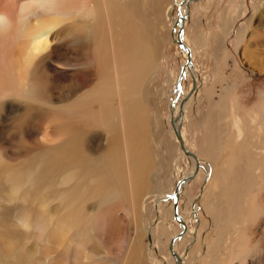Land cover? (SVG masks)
Wrapping results in <instances>:
<instances>
[{
	"label": "bare ground",
	"instance_id": "6f19581e",
	"mask_svg": "<svg viewBox=\"0 0 264 264\" xmlns=\"http://www.w3.org/2000/svg\"><path fill=\"white\" fill-rule=\"evenodd\" d=\"M192 1L179 2L177 15H181L177 22V17L170 16L175 21L174 42L176 25L181 26L179 36L183 39V14ZM139 3L140 0H0V100H12L9 113L18 115L21 121L17 125L23 131L12 152L0 147V264L146 263L143 228L138 225L136 237L123 244L121 233L116 235L115 227L120 222L114 212L124 204L135 217L142 208L146 211L145 199L154 194L148 183L157 163L151 140L153 117L139 89L145 90L146 78L160 57L161 38L151 39L152 30L144 21ZM171 9L170 5L168 16ZM69 38H76L74 50L52 43ZM215 40L218 53L222 42L218 37ZM183 44L178 46L189 54L183 71L189 73L192 86L180 105L172 107L171 118L180 108L175 124L179 122L182 147L175 133L174 140L177 150L192 162V168L170 194L175 199L174 213L171 212L184 224L179 223V238L186 231V223L177 203L185 185H201L202 161L212 164L210 175H206L209 179L199 192L200 203L216 224L222 213H217L214 199L226 187L227 176L247 174L249 167L257 169V160L252 166L242 162L232 168V160L227 158L224 162L228 161V167H221L220 154L224 151L218 144L223 145L224 140L216 142L222 130L212 126V120L206 127V140L197 143L187 138L182 127L184 110L200 80L193 51ZM73 55L79 63L77 73L83 91L69 104L52 108L43 96L48 81L44 72L71 66ZM39 110L40 114H34L31 121L41 137L37 143L29 144L23 140V135L30 137L31 121L26 118ZM236 131L234 137H240L241 127L237 125ZM101 141L107 149L95 154ZM184 148L194 156L187 155ZM191 190L194 203L196 194ZM175 237L171 239L173 251L179 239ZM113 246L121 251L114 256ZM175 253L184 264L183 255Z\"/></svg>",
	"mask_w": 264,
	"mask_h": 264
},
{
	"label": "rangeland",
	"instance_id": "374dc122",
	"mask_svg": "<svg viewBox=\"0 0 264 264\" xmlns=\"http://www.w3.org/2000/svg\"><path fill=\"white\" fill-rule=\"evenodd\" d=\"M185 1L162 0L161 4L156 3L158 6H154L155 0H140L138 5L144 14L145 23L149 22L151 39L161 38L160 57L156 59L146 78L145 90L139 89L143 92L142 101L151 112L150 118L153 117L151 140L156 155L153 153V159L157 163L154 166L156 169L148 177V183L149 190L154 194L145 199L146 211L142 208L135 217L131 210L123 207L124 204H121L120 210L117 209L118 213L114 212L120 218V225L115 227V231L116 235L121 233V239L125 241L121 243L126 244L136 237L138 225L143 228L145 264H176L168 246L169 240L174 236L175 239L179 238L181 225L172 214L174 198L170 194L174 192L177 182L187 176L192 168L190 159L177 150L170 124L172 107L180 105L181 99L192 86V79L186 70L180 75L181 67L186 65V53L172 40L175 21L181 15H177L180 13L177 12L178 4ZM189 4L183 14L185 20L181 31L182 41L193 51V63L200 82L186 104L183 130L189 139L200 142L201 134L205 133L201 124H204L208 116L214 120L220 115V120L211 124L222 130L219 131L222 141L229 138L228 145L230 141L233 142L230 145L232 147L225 142L220 144L222 151L227 153L242 138L241 154L237 153L235 156L233 149L230 155L222 152L221 167L227 168L230 159L232 168L235 167L234 164L240 165L242 162L252 166L257 160V169L248 166L252 171L247 170V174L227 176L226 187H220L221 193L214 199L217 213H222L216 224L200 203L202 197L199 192L209 179L206 177L204 180V176L210 175L212 164L202 163L200 167L204 178L201 179V185H185L177 203V210L186 223V231L175 243L174 251L183 255L184 264H264V0H194ZM170 5L172 9L168 16L166 12ZM171 14L172 17H177L174 22ZM216 37L222 42L218 53L215 51ZM72 39L52 40V43L74 50L76 38ZM71 58L72 67L67 65L59 70L52 67L54 71L44 72L48 81L43 96L52 108H57L62 103L69 104L83 91L77 73L79 63L75 55ZM0 103V147L12 152L22 136L23 131L17 125L21 120L17 119L18 115L9 113L11 99L3 98ZM40 112L41 110L34 112L26 120L31 121L34 114L36 117ZM224 113H227L226 117H223ZM251 113L258 117L251 119L250 124ZM237 125L241 127V137H234ZM225 127L228 129L223 130ZM39 137L41 136L35 125L33 129L31 121L30 137L23 135V140L35 144ZM106 149L107 146L101 141L96 146L95 154L105 152ZM225 155L229 156L227 164L223 159ZM229 182H232L231 185H228ZM190 188L192 194H196L195 204L189 194ZM212 227L215 234L212 233ZM208 243L211 244L210 247ZM118 250L113 246L111 254L117 255L121 252Z\"/></svg>",
	"mask_w": 264,
	"mask_h": 264
},
{
	"label": "crops",
	"instance_id": "0c3cea01",
	"mask_svg": "<svg viewBox=\"0 0 264 264\" xmlns=\"http://www.w3.org/2000/svg\"><path fill=\"white\" fill-rule=\"evenodd\" d=\"M156 2H157V4L158 3H161V0L159 1V0H155ZM158 6V5H157ZM155 8V7H154ZM149 23V22H148ZM169 40H170V35H169ZM217 104H214V106H216ZM218 112V111H217ZM218 114V113H217ZM216 114V115H217ZM225 115H223V117H226L227 116V113H224ZM219 115V114H218ZM255 117H258V115H256V114H253V113H251V116H250V118H249V122H250V124H251V119H255ZM208 119V120H207ZM217 119L218 120H220V115L216 118V119H214V120H212V122L214 121H217ZM209 120H211V117L210 116H208L207 118H206V120L204 121V124L202 123L201 124V128H203L204 129V132L205 133H203V134H201V138L199 139V140H201L200 142H197V143H201L203 140V138H204V136H205V138H208V135H207V132L209 133V130H207V126H208V123H209ZM234 122H235V119H234ZM206 123V124H205ZM255 124H256V122H255ZM226 125H228V124H226ZM231 126H233V128H234V131H235V126H234V124L232 123V125ZM227 127H225V128H223V130H225ZM208 129H211V128H208ZM220 129V127L218 126V130ZM234 131H233V133H234ZM221 134V133H220ZM232 134V133H231ZM194 137H196V139H197V136L194 134ZM229 137H231V135H229ZM241 137V136H240ZM188 139H189V137H187ZM204 138V140H206ZM234 138V137H233ZM240 139V141L239 142H237L236 143V145L232 148V149H230V150H228L227 151V153L230 155V151L232 150V153H234V155L235 156H237L238 154L237 153H239V154H241V151H242V149H240L241 148V142H242V138H239ZM238 139V140H239ZM209 140H211V137H210V139ZM230 139L229 138H227V139H224V142L227 144V146H230V145H228V141H229ZM237 140V139H236ZM218 141H222V139H221V135L219 136V138L217 139V141L216 142H218ZM218 147H219V144H218ZM226 147V146H225ZM230 147H232V146H230ZM225 149V148H224ZM240 149V150H239ZM224 151V153L225 154H227L226 152H225V150H223ZM192 152V151H191ZM194 153V152H193ZM229 156H227V155H225L224 157H223V159H225V158H228ZM200 158V157H199ZM201 159H203V158H201ZM202 163L204 164H210L209 163V161H207V160H204V161H202ZM205 178H204V180H206V176H204ZM198 185H199V183H198ZM228 185H230V184H228ZM234 185H235V183H234ZM212 229H213V231H212V233H216L215 232V229L212 227ZM211 232V231H210ZM227 232H229V231H227ZM195 250H197V248L195 249ZM237 262H233V263H231V264H236Z\"/></svg>",
	"mask_w": 264,
	"mask_h": 264
},
{
	"label": "water",
	"instance_id": "95a60500",
	"mask_svg": "<svg viewBox=\"0 0 264 264\" xmlns=\"http://www.w3.org/2000/svg\"><path fill=\"white\" fill-rule=\"evenodd\" d=\"M178 12V11H177ZM180 29H181V26H178L177 27V30H176V32H175V38H174V40H175V42L181 47V46H183L184 44H183V42L180 40V36H179V31H180ZM188 61H189V54H188V51L186 50V62L188 63ZM181 74H183V67H181V70H180V75ZM180 108H179V110L177 111V116L180 114ZM177 116H175V118L173 117V118H171L170 119V124H171V126H172V128H173V131H174V133H175V135H176V137H177V139H178V142H179V144H180V146L182 147V140H181V137H180V134H179V122L177 121V123L175 124V119H176V117ZM184 151L187 153V155H190V156H194V154H192V152L191 151H189V150H187V149H185L184 148ZM195 159V158H194ZM173 191H175V190H173ZM175 200V199H174ZM174 206H175V203L173 204ZM176 214V213H175ZM179 221V223L180 224H182L183 226H184V224H183V222L181 221V220H178ZM169 250H170V252H171V255H173L174 256V259H175V262H176V264H180V259H179V256L175 253V251H173L172 250V246H171V240H169Z\"/></svg>",
	"mask_w": 264,
	"mask_h": 264
}]
</instances>
